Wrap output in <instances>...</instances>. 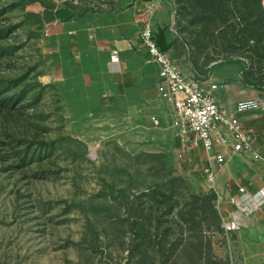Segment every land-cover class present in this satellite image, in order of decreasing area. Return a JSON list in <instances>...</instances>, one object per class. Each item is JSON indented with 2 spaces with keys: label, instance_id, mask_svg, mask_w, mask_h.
Returning a JSON list of instances; mask_svg holds the SVG:
<instances>
[{
  "label": "rangeland",
  "instance_id": "rangeland-1",
  "mask_svg": "<svg viewBox=\"0 0 264 264\" xmlns=\"http://www.w3.org/2000/svg\"><path fill=\"white\" fill-rule=\"evenodd\" d=\"M163 1L171 32L202 70L234 62L241 83L264 99V61L245 43L232 1L213 35L196 17L198 0L147 9ZM126 3L0 0V264H264V232L248 237L223 216L224 232L216 229L206 196L216 192L213 204L227 214L197 166L204 152L178 148L173 104L146 62L151 13L125 32L117 20L128 16ZM61 9L71 19H53ZM95 16L106 29H86ZM73 18L84 29L63 24ZM119 34L132 49H98L103 36ZM122 58L145 76L114 93L129 77L109 73L107 59ZM251 70L262 87L246 83ZM256 131L264 137V121Z\"/></svg>",
  "mask_w": 264,
  "mask_h": 264
},
{
  "label": "crops",
  "instance_id": "crops-1",
  "mask_svg": "<svg viewBox=\"0 0 264 264\" xmlns=\"http://www.w3.org/2000/svg\"><path fill=\"white\" fill-rule=\"evenodd\" d=\"M156 2L157 0H127L126 7L120 12H122L124 16L128 15V20L127 17H122L121 20H117V22H120L121 30L123 29L126 32L129 23H138L142 19V15L148 13V16L151 13L150 18L155 34L159 33L160 30H165L166 43L169 46L167 51L170 55L174 57V60L179 64L185 74L200 79L208 89L211 88L212 84L217 85L213 93L221 104L233 108L239 100L253 97V91L241 83L239 69L237 66L235 67L234 62H210L204 67L205 70H202L199 67L200 64H197V62L192 59L191 50L187 43L181 38L178 40L171 32L170 16L167 12L169 6L166 4L168 1L159 2L160 5L155 8L153 14L151 10H148L152 7V4ZM96 19H99V16L89 18L88 20L92 21L89 22V27L87 26L86 29H90L91 26L94 25H96V28H107V25L102 27ZM81 21L82 19L77 20L73 18L71 21L63 22V24H73V27H77V23L80 29H84L81 28ZM93 21L95 24H92ZM106 23L104 22V24ZM80 29L73 28L69 30V33H77ZM100 34L101 33H97L96 36L100 37ZM102 38L104 41H102L104 48L98 46V49L107 51L112 48V45H117V47L123 51L132 49L130 44L131 39H129L128 35L119 34L115 38L112 36H103ZM176 49L179 52H176ZM74 53H77L76 56L82 59V50L74 48ZM107 62L109 64L107 68L109 73L120 76L121 78L129 77L126 81L122 79L118 82L114 93L125 92L132 83L134 75L138 76L141 74L140 79L143 78L144 74L141 64L140 67L138 65L135 71L133 69L130 70L124 58L110 61L107 59ZM146 62L148 63V59ZM153 66L154 72L152 73L156 76H154V80L160 81L157 68L155 65ZM239 118L244 127L252 130L254 133L255 139L252 151L242 155L231 156L228 149L221 147L216 148L214 151H222L230 156V160L223 166L215 164L212 157L214 151L210 153L207 152L202 144L197 148H184L177 134L176 144L178 148H183L184 151L188 152L191 156L192 154H196L197 151L203 150L204 158H196L198 163L197 166L201 165L203 170L210 165L214 166L217 193L220 197V202L223 204V209L226 212L225 214H227V217L222 215L223 218L231 221L235 227L247 229L246 235L248 237L253 234L258 236V233L264 232V197L260 194V191H264V137L263 134L258 135L256 129L261 127L264 121V113L259 111H248L239 114ZM254 152L259 153L260 158H255ZM200 160L202 161L201 163H199ZM227 183L229 185L228 187ZM241 186L247 188V194L240 193L239 188ZM234 197L239 198L238 205H234L230 202V199Z\"/></svg>",
  "mask_w": 264,
  "mask_h": 264
},
{
  "label": "built area",
  "instance_id": "built-area-1",
  "mask_svg": "<svg viewBox=\"0 0 264 264\" xmlns=\"http://www.w3.org/2000/svg\"><path fill=\"white\" fill-rule=\"evenodd\" d=\"M143 46L148 53V62L155 65L166 91L164 97L173 104L175 119L172 128L181 139L184 148H197L201 144L207 152L216 148L229 150L231 156L252 151L255 139L252 130L242 124L239 114L248 111L264 113V99L251 97L239 100L233 108L221 104L213 93L217 85L208 89L200 79L184 73L168 51L163 50L156 39L151 19L142 28ZM159 123V120H155ZM255 158L260 154L254 152ZM212 157L216 165L223 166L230 160L224 152L214 151ZM207 180L216 187V172L213 165L205 168ZM241 194H247L245 186L239 188ZM264 197V191H260ZM234 205L239 198H231Z\"/></svg>",
  "mask_w": 264,
  "mask_h": 264
},
{
  "label": "trees",
  "instance_id": "trees-1",
  "mask_svg": "<svg viewBox=\"0 0 264 264\" xmlns=\"http://www.w3.org/2000/svg\"><path fill=\"white\" fill-rule=\"evenodd\" d=\"M195 1V0H194ZM233 2L234 6L238 9L242 15V20L246 21V24L240 28L245 34V43L251 44V49L256 53L259 60L264 61V0H198V4L195 7L196 17L200 21L206 22V29L212 31L211 35L215 31L222 30V23H226L229 19L228 13L230 11V2ZM231 2V3H232ZM186 11L189 7H184ZM64 21L71 19L72 16L66 10H57L54 14L53 19H61L62 16L66 15ZM216 23L218 26L213 27L212 24ZM156 39L160 47L167 51L169 49L166 43L165 30H160L156 34ZM255 72L253 70L246 72V79L248 84L254 87H262L261 80L254 79ZM253 80H250V78ZM217 198L216 192L212 191L211 194L206 196L207 205L211 211L215 227L218 231L224 232V228L221 226L222 215L213 204V201Z\"/></svg>",
  "mask_w": 264,
  "mask_h": 264
}]
</instances>
